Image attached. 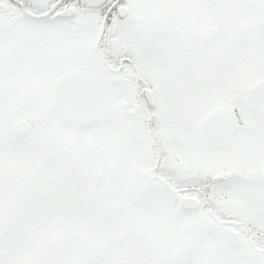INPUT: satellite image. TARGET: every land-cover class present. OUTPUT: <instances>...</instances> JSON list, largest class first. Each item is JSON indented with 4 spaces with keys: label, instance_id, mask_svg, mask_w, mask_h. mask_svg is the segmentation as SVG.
<instances>
[{
    "label": "snow or ice",
    "instance_id": "snow-or-ice-1",
    "mask_svg": "<svg viewBox=\"0 0 264 264\" xmlns=\"http://www.w3.org/2000/svg\"><path fill=\"white\" fill-rule=\"evenodd\" d=\"M0 264H264V0H0Z\"/></svg>",
    "mask_w": 264,
    "mask_h": 264
}]
</instances>
